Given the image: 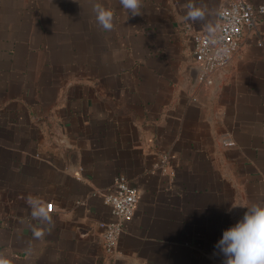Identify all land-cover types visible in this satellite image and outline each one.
<instances>
[{
  "label": "crops",
  "instance_id": "0c3cea01",
  "mask_svg": "<svg viewBox=\"0 0 264 264\" xmlns=\"http://www.w3.org/2000/svg\"><path fill=\"white\" fill-rule=\"evenodd\" d=\"M225 1L194 0L207 15L190 22L189 0H140L137 15L120 0H0V260L223 264V230L264 202V15L212 84L193 59ZM118 175L139 198L108 253Z\"/></svg>",
  "mask_w": 264,
  "mask_h": 264
},
{
  "label": "built area",
  "instance_id": "2783aa9c",
  "mask_svg": "<svg viewBox=\"0 0 264 264\" xmlns=\"http://www.w3.org/2000/svg\"><path fill=\"white\" fill-rule=\"evenodd\" d=\"M264 15V6L254 7L249 0H226L218 12L217 21L209 33L192 35V53L198 68L200 83L212 84V74L224 67L240 48L247 29L256 26ZM226 146H232L230 141ZM138 191L123 175H118L110 189L103 196L110 207L114 221L103 224V248L112 253L123 231V224L129 220L138 204ZM52 204L46 205L47 212Z\"/></svg>",
  "mask_w": 264,
  "mask_h": 264
},
{
  "label": "clouds",
  "instance_id": "9594fccd",
  "mask_svg": "<svg viewBox=\"0 0 264 264\" xmlns=\"http://www.w3.org/2000/svg\"><path fill=\"white\" fill-rule=\"evenodd\" d=\"M121 5L132 15L139 13L140 0H120ZM96 21L102 29L111 30L113 14L100 5L95 7ZM207 10L189 0L182 17L185 21L198 22L205 19ZM212 31L211 28H209ZM32 216L48 220V212L36 198H29ZM33 235L41 238L44 233L34 229ZM215 249L223 258V264H264V202H251L242 216L231 226L223 230L216 242ZM0 264L6 261L0 260Z\"/></svg>",
  "mask_w": 264,
  "mask_h": 264
}]
</instances>
